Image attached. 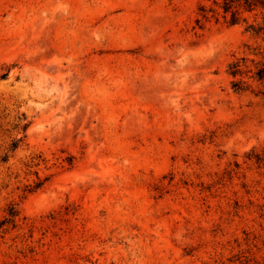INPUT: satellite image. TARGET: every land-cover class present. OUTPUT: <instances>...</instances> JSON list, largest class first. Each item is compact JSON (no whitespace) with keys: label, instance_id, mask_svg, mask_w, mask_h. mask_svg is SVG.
I'll return each instance as SVG.
<instances>
[{"label":"rangeland","instance_id":"374dc122","mask_svg":"<svg viewBox=\"0 0 264 264\" xmlns=\"http://www.w3.org/2000/svg\"><path fill=\"white\" fill-rule=\"evenodd\" d=\"M201 6L0 0V264H264V34Z\"/></svg>","mask_w":264,"mask_h":264},{"label":"trees","instance_id":"16d2710c","mask_svg":"<svg viewBox=\"0 0 264 264\" xmlns=\"http://www.w3.org/2000/svg\"><path fill=\"white\" fill-rule=\"evenodd\" d=\"M213 7L206 9L201 6V20H208L211 16L215 20H218V16L226 20L229 24H236L239 22L247 23L246 29L252 31L255 34H264V0H211ZM253 13L254 20L250 23L247 22V18L243 16L244 13ZM212 13V14H208ZM260 17L262 22H257V17ZM200 20L198 19L197 22ZM230 73L236 75L239 72L240 65L238 62L231 63ZM255 77L259 80L264 78V62L256 67ZM237 84H234L236 86ZM27 125L22 126V131L25 132ZM23 137L15 138L11 141L9 151H14L18 148L19 143ZM8 155L4 154L2 160H7ZM19 215V210L15 205H10L7 209V216L0 220V228L6 224H14L15 219Z\"/></svg>","mask_w":264,"mask_h":264}]
</instances>
